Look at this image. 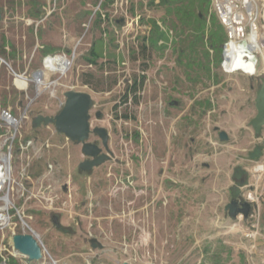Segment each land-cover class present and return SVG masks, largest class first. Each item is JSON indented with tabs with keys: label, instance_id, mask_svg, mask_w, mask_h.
Segmentation results:
<instances>
[{
	"label": "rangeland",
	"instance_id": "obj_1",
	"mask_svg": "<svg viewBox=\"0 0 264 264\" xmlns=\"http://www.w3.org/2000/svg\"><path fill=\"white\" fill-rule=\"evenodd\" d=\"M168 1L173 4L0 0V110L19 116L27 103L13 85L10 66L32 77L44 71L50 49L71 61L63 74L43 75L57 84L36 97L18 128L13 206L10 227L0 230V263L50 264L52 258L57 264H264L259 213L233 219L223 209L249 189L215 191L200 183L206 156L241 157V148L257 141L248 121L263 76L225 73L221 54L219 59L205 43L207 29L204 41L199 38V23L184 12L193 10L209 24L215 18L211 0H184L193 1L185 7ZM142 77L141 89L130 91ZM69 89L91 94V127L109 132L113 157L90 172L77 169L84 159L79 145L52 124L31 125L38 113L56 114ZM28 94H35L33 83ZM214 126L228 139L221 141ZM89 140L99 141L93 134ZM232 191L239 196L229 199ZM52 214L66 231L54 227ZM29 226L45 247L41 261L29 262L12 247V235L30 232ZM91 237L103 247L92 248Z\"/></svg>",
	"mask_w": 264,
	"mask_h": 264
},
{
	"label": "built area",
	"instance_id": "obj_2",
	"mask_svg": "<svg viewBox=\"0 0 264 264\" xmlns=\"http://www.w3.org/2000/svg\"><path fill=\"white\" fill-rule=\"evenodd\" d=\"M211 1L215 16L225 31V39L221 45V69L225 73H241L247 76L262 75L264 78V0ZM59 57L70 61L66 56L46 54L42 59L44 71H35L32 77L27 76L25 72L18 73L10 66L13 85L19 92L25 94L27 103L19 116L12 114L8 109L0 110V126L4 127V131L0 133V230L10 227L11 207L13 206L10 198L12 160L16 134L24 116L30 111L33 101L38 96L39 90L35 82H28V84L19 86L14 83V80L17 77L32 80L35 74L40 72L42 73V79L43 75H46L45 73L50 75V73L59 71L60 74H63L69 68L71 61L66 67L55 69ZM237 59L242 61L241 64L235 65ZM0 61L4 62V59L0 57ZM30 83L34 84V96L28 94ZM252 172L255 181L258 182L257 186H254L244 195V199L249 201L251 205L258 204L260 199H264V177L261 178L264 173V164L256 163L252 168ZM260 186L263 191L258 189ZM16 210L19 212L18 209ZM256 216H258V211L253 208L248 217L256 218ZM23 224L28 226L24 220ZM28 229L36 236L30 226ZM40 245L42 252H44L45 247L42 243ZM51 260L50 264H55L52 258ZM0 264H6V262Z\"/></svg>",
	"mask_w": 264,
	"mask_h": 264
},
{
	"label": "water",
	"instance_id": "obj_3",
	"mask_svg": "<svg viewBox=\"0 0 264 264\" xmlns=\"http://www.w3.org/2000/svg\"><path fill=\"white\" fill-rule=\"evenodd\" d=\"M1 18V8H0ZM118 19L117 22H122ZM171 101L170 105L176 104ZM255 114L248 121L254 135L260 136L264 129V78L256 83L255 96L253 99ZM93 107V98L89 92L69 89L64 92V102L61 109L54 115L36 114L31 119V125L34 128L52 124L57 133L63 134L67 139L80 146V151L84 156L77 164V169L81 172H90L94 168L103 165L113 157V152L109 148V132L104 126L91 127L90 110ZM101 111L95 112V117L100 118ZM218 131V137L221 141L228 139L226 131L214 127ZM96 135L98 142L89 140L90 135ZM65 187V186H64ZM224 211L231 218L242 216L248 219L252 210V205L243 197L232 198L224 205ZM51 221L55 228L64 231L61 225L59 215L52 214ZM92 248H102L103 244L95 237L89 239ZM12 247L20 254L31 261H41L43 252L39 241L32 232H20L12 235ZM122 264H130L123 261Z\"/></svg>",
	"mask_w": 264,
	"mask_h": 264
},
{
	"label": "crops",
	"instance_id": "obj_4",
	"mask_svg": "<svg viewBox=\"0 0 264 264\" xmlns=\"http://www.w3.org/2000/svg\"><path fill=\"white\" fill-rule=\"evenodd\" d=\"M52 50L53 49L45 50L44 55L51 54ZM255 140L257 141H255V143L251 147L245 146L244 148H241V150L243 151L241 153V157L235 155L234 158V155H221L222 153L216 156H206V161H202V167L204 169L200 175L201 185L210 183L212 184V189H214L215 191H221L223 189L230 188L233 190V187H237L238 189L240 188L242 190L248 188L249 190H251L254 188V186H257L256 184L258 182L255 181L254 175L251 176L250 173L254 164H264V130L261 136L255 137ZM23 147L25 146L22 145L20 147H17V159H19L21 153H23ZM167 164L168 163L165 162L162 170H167ZM200 183H198V186L200 185ZM258 189H260V191H263V188L261 186ZM237 192L239 191L237 190ZM237 192L232 191V193L230 194L231 196H228L229 199L233 196H239ZM17 199L19 200V198ZM255 211H258L259 213L262 232V235L257 239V242L259 241L264 243V203H258L257 209Z\"/></svg>",
	"mask_w": 264,
	"mask_h": 264
},
{
	"label": "trees",
	"instance_id": "obj_5",
	"mask_svg": "<svg viewBox=\"0 0 264 264\" xmlns=\"http://www.w3.org/2000/svg\"><path fill=\"white\" fill-rule=\"evenodd\" d=\"M161 3L163 4H167V5H172L173 1H168V0H160ZM185 2H187V4L189 6L193 5V1H184V0H180L178 6H183L185 7L186 4ZM200 3L205 2L204 0H199ZM187 5V6H188ZM179 8V7H178ZM182 8V7H180ZM185 16L187 19H190V21H196L199 23V28H201V30H199V38H201L202 41L203 40V34L204 32L207 31L209 32L208 35V39L205 41V43H208L212 48L215 49V51L218 53L219 55V59H220V54H221V45L225 39V31L224 28L222 27V25L218 22L216 16L214 18L213 21H211L209 24L205 23V20L203 18L200 17L199 13H195L193 10H185L184 12ZM93 54H96L95 52H93ZM90 81L88 79H85V83H89ZM143 84V77L141 79H135L134 83L132 85H130L129 90L132 92H136L139 91L142 87Z\"/></svg>",
	"mask_w": 264,
	"mask_h": 264
},
{
	"label": "bare ground",
	"instance_id": "obj_6",
	"mask_svg": "<svg viewBox=\"0 0 264 264\" xmlns=\"http://www.w3.org/2000/svg\"><path fill=\"white\" fill-rule=\"evenodd\" d=\"M78 42H76L75 44H74V47L76 46V44H77ZM74 49V48H73ZM72 49V50H73ZM241 60L240 59H237L236 60V62H235V65H238V64H241ZM70 63V61H67V60H65L64 58H57V65H55V69H60L61 67H66V65L67 64H69ZM71 64V63H70ZM43 69V68H42ZM41 72L38 74H35V77H33V79L32 80H28L27 78H24V77H17L16 79H15V82H16V84L17 85H19V86H21V85H24V84H28V82H35L36 84H37V86L39 87V90H38V95H40L41 94V92L45 89V88H47V87H49L50 85H52V86H54V85H56L57 84V81H43V79H42V77H41ZM46 74V76L48 75L47 73H45ZM54 75V74H53ZM56 87V86H55ZM51 92V91H50ZM55 264H57L56 262H55Z\"/></svg>",
	"mask_w": 264,
	"mask_h": 264
},
{
	"label": "flooded vegetation",
	"instance_id": "obj_7",
	"mask_svg": "<svg viewBox=\"0 0 264 264\" xmlns=\"http://www.w3.org/2000/svg\"><path fill=\"white\" fill-rule=\"evenodd\" d=\"M218 132V131H217ZM64 231H66V229L64 228Z\"/></svg>",
	"mask_w": 264,
	"mask_h": 264
}]
</instances>
